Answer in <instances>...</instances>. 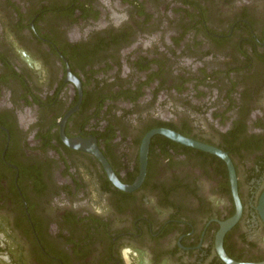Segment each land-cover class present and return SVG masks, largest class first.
<instances>
[{
  "label": "flooded vegetation",
  "instance_id": "1",
  "mask_svg": "<svg viewBox=\"0 0 264 264\" xmlns=\"http://www.w3.org/2000/svg\"><path fill=\"white\" fill-rule=\"evenodd\" d=\"M264 261V0H0V264Z\"/></svg>",
  "mask_w": 264,
  "mask_h": 264
},
{
  "label": "water",
  "instance_id": "2",
  "mask_svg": "<svg viewBox=\"0 0 264 264\" xmlns=\"http://www.w3.org/2000/svg\"><path fill=\"white\" fill-rule=\"evenodd\" d=\"M156 133L162 134V135H164V136H166V137H168V138H170L176 142H180L184 145L192 146V147L199 148L201 150L213 153V154L221 157L222 159H224L226 161V163L229 167V171H230V177H231V182H232V191H233V196H234V199L236 202L237 211H236L234 216H232L231 218L227 219L224 222H221V228H220L218 235H217V247L219 248V252L227 264H264V261L255 262V263H246V262L235 261V260L231 259L225 253V251L223 249V240H224L225 234L227 233V231L229 229H231L238 222V220L241 216V213H242V204H241L239 194H238L237 176L235 173V169H234L232 160L225 151H223L217 147L199 142V141L194 140L192 138H188V137H186V136H184L178 132H175L173 130H170V129H165V128L154 129V130L150 131L149 133H147V135L143 139L141 176L138 178V180L136 181V183L134 185L126 186V185H123L120 183L117 176L112 171L108 162L106 161V159L102 155L101 151L97 147L96 143H92V144L89 143V144H87V146H85L84 141L82 143L81 140H78V141L76 140V141H72L71 145H73L74 147L80 148V149H87V150H90V151H93L94 153H96L98 155V157L101 159V161L104 163L106 169L108 170V172H109L111 178L114 180V182L118 186H120L121 188L130 190V189L136 188L142 182V180L144 178L146 163H147V152H148L149 143H150L152 136ZM258 209H259V213H260V215L264 221V192L260 198V203H259Z\"/></svg>",
  "mask_w": 264,
  "mask_h": 264
}]
</instances>
